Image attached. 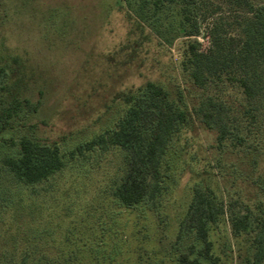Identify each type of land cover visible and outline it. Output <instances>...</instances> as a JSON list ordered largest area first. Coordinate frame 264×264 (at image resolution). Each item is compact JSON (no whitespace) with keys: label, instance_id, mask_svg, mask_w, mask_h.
<instances>
[{"label":"rangeland","instance_id":"374dc122","mask_svg":"<svg viewBox=\"0 0 264 264\" xmlns=\"http://www.w3.org/2000/svg\"><path fill=\"white\" fill-rule=\"evenodd\" d=\"M2 1L0 58L21 56L29 75L23 97L40 104L32 110L23 103L0 134L7 140L0 141V264H180V254L213 264L199 255L201 243L193 231L183 230L177 238L193 188L205 190L199 179L206 171L217 173L219 187L210 176L206 183L224 207L209 228L212 253L217 264H244L252 256L253 233L233 234L230 215L248 205L254 223H264V204L253 208L257 200L244 197L252 188L241 182L237 172L243 171L230 173L235 157L211 147L212 132L198 126L174 134L163 163L167 187L155 209L146 200L127 207L112 195L124 171L120 148L75 151L112 127L124 108L114 100L116 92L146 80L183 87L180 60L187 43L196 41L205 50L214 22L220 31L237 35L239 11L224 0H199L201 9L191 18L200 33L187 36L180 29L191 30V22L184 20L181 5L164 2L156 24L171 42L148 26L151 33L138 57L122 64L126 55L119 48L135 37L130 33L135 16L126 1ZM251 1L264 6V0ZM171 27L173 38L166 33ZM6 72L0 85L8 79ZM230 94L235 92L224 80H209L203 89V95L218 101ZM254 105L264 126V100ZM21 136L55 143L64 166L33 185L15 181L2 158L15 154Z\"/></svg>","mask_w":264,"mask_h":264},{"label":"trees","instance_id":"16d2710c","mask_svg":"<svg viewBox=\"0 0 264 264\" xmlns=\"http://www.w3.org/2000/svg\"><path fill=\"white\" fill-rule=\"evenodd\" d=\"M124 1L128 11L135 16L130 33L136 38L127 40L119 48V52L126 55L122 64L138 57V49L151 33L146 30L148 26L171 42L156 24L164 2L181 5L184 20L191 22V30L186 32L183 26L180 29L184 35L200 33V24L191 18L194 12L197 14L196 9H201L199 0ZM224 1L239 11L237 35L220 31L214 22L208 30L209 44L205 50H200L196 41H189L183 49L180 60L183 87L146 80L138 86L116 92L114 100L124 108L112 127L75 147L78 153L95 146L111 145L121 149L124 171L111 193L127 207L146 200L152 209L156 208L157 198L167 187L163 163L174 134L182 128L195 129L198 126L213 133L211 147L217 153L235 157L230 173L243 171L237 173L241 182L252 188V192L245 190L244 197L257 200L253 208L261 209L264 204V165L261 164L264 163V126L260 117L262 112L254 105L264 100V6H255L251 0ZM127 14L132 16L129 12ZM167 32L174 37L173 27L166 28ZM2 57L0 62L2 60L5 65L0 64V75L6 70L8 79L0 85V134L23 103L32 110L40 104L39 100L33 103L23 97L29 75L21 56ZM216 79L224 80L235 94L227 95L222 101L203 95L208 81ZM0 141L7 140L0 137ZM2 163L15 181L24 185L39 183L64 166L55 143H40L29 136H21L15 154L4 156ZM203 175L199 180L205 190L193 188L177 238L183 230L193 231L201 243L199 255L217 264L209 228L219 221L224 207L206 183V176H210V180L216 183L214 185L219 187L217 173L206 171ZM244 207L245 210L230 215L231 230L235 235L253 233L252 256L244 264H261L264 260V223H254L253 211L248 205ZM177 261L180 264H204L200 258H189L186 254L178 255Z\"/></svg>","mask_w":264,"mask_h":264}]
</instances>
